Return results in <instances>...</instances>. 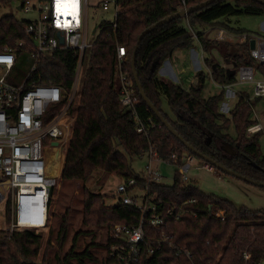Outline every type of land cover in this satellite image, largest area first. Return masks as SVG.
Segmentation results:
<instances>
[{
    "label": "trees",
    "instance_id": "obj_1",
    "mask_svg": "<svg viewBox=\"0 0 264 264\" xmlns=\"http://www.w3.org/2000/svg\"><path fill=\"white\" fill-rule=\"evenodd\" d=\"M203 1L117 0L119 11L115 21L100 24L99 35L84 57L85 68L74 103L73 132L61 172L63 182L83 184V224L86 229L76 232L70 252L65 256L62 254L70 232V207L63 213L56 212L58 226L50 228L46 238L44 232L34 229L14 232L0 229V264H122L109 254L111 245L117 242L110 236V230L117 224L135 225L141 213L132 205L108 203L106 195L93 191L86 183L105 173L134 177L142 182L141 173L132 163L150 147L165 160L176 154L181 161L185 153L193 154L144 101L134 79L132 54L144 29ZM243 14L264 15V4L255 0H216L159 25L140 42L136 68L149 99L186 141L228 168L264 182L261 132L252 136L247 134L248 127L256 122L251 118L254 106L262 98L249 99L248 92H241L230 116L220 111L225 86L237 82L238 68L252 65L264 74V66L251 56L249 41L211 38L208 32L220 26L230 33H246V30L228 24L230 16ZM223 18L226 21H222ZM24 26V20L12 16L0 18V50L14 46L18 39L24 38ZM195 40L204 51L210 74L199 71L196 84L189 88L158 74L160 66L175 49L191 47ZM119 46L126 48L121 71L126 73L139 101L133 107L125 106L121 101ZM21 56L28 58L26 54ZM78 60V54L73 50L58 51L43 58L32 78L42 84L70 89ZM20 67V64L16 65L15 69ZM209 75L222 89L205 98L203 91ZM163 97L168 101L170 112L163 107ZM231 126L234 135L229 133ZM140 127H143L142 132L138 131ZM225 145L234 152L226 150ZM216 172L225 173L219 169ZM54 192L55 188L51 202ZM151 192L161 197L167 207L196 199L186 205L187 211L180 219L166 216L165 226L166 232L175 235L178 245L189 248L192 257L176 255L164 246L137 264H263L264 208L253 210L238 206L228 198L205 193L196 181L183 182L178 172L171 184L155 183ZM213 209L224 210V220L215 217ZM98 229L104 230L101 240H93L79 250V237L94 233L95 238ZM53 248H56L54 257L49 252ZM96 249H101L102 258L97 256ZM42 250L43 259L39 263Z\"/></svg>",
    "mask_w": 264,
    "mask_h": 264
},
{
    "label": "built area",
    "instance_id": "obj_2",
    "mask_svg": "<svg viewBox=\"0 0 264 264\" xmlns=\"http://www.w3.org/2000/svg\"><path fill=\"white\" fill-rule=\"evenodd\" d=\"M111 3L115 4L117 15V0H104L102 7L109 9ZM19 5L18 10L35 16L24 20V38L18 39L14 46L0 50V212L5 211L9 203L11 232L24 229L39 232L49 225L52 190L58 185L57 178L60 176L59 172L54 174L50 170V154L55 162L61 159L62 149L72 136L74 103L84 57L93 43L87 40L88 0H21ZM194 37L197 38L195 33ZM216 38L249 43L255 40V47L250 48L251 56L264 66L263 35L248 32L234 34L220 27ZM61 50H73L78 54L71 88L42 84L33 79L32 73L41 66L43 58ZM21 54H26L28 58H23ZM125 56L126 48L119 46L121 101L125 106L133 107L139 101L126 73L121 71ZM25 60L30 62L25 74L12 76L16 65H24ZM258 71L261 73L252 65H242L237 70V83L254 84V94L249 99L264 97V74L261 73L262 79H256ZM231 86H225L226 90ZM263 130L262 122L256 119L248 127L247 134L252 136ZM138 131L142 132L143 127ZM143 155H147L148 160L143 172H140L142 182L134 177L123 178L115 195L116 203L137 208L141 213L140 219L135 225L117 224L110 230V236L117 242L111 245L109 254L122 264H137L167 246L176 255L191 258L189 248L178 245L175 235L166 232L165 226L166 216L180 219L187 211L186 205L196 202V199L167 207L161 197L151 192V187L155 183L161 184L165 177L160 167L162 164L174 166L183 182L193 180L188 172L195 155L185 153L178 161V156L173 154L170 160H165L153 147ZM198 167L216 172V168L206 161ZM212 214L221 220L225 218V211L221 209H213ZM245 256L248 258V254Z\"/></svg>",
    "mask_w": 264,
    "mask_h": 264
},
{
    "label": "rangeland",
    "instance_id": "obj_3",
    "mask_svg": "<svg viewBox=\"0 0 264 264\" xmlns=\"http://www.w3.org/2000/svg\"><path fill=\"white\" fill-rule=\"evenodd\" d=\"M104 0H88V10H87V40L89 43L95 42L100 32V24L103 21L113 22L115 21L116 16V6L111 3L109 9H104L102 7V2ZM21 0H0V18L5 16H12L18 20H28L33 18L35 15L31 12L20 11L18 10V5ZM222 21H226V18L221 19ZM228 24L234 28H242L246 30L248 33H259L264 36V15H239V16H230V20ZM217 26V25H216ZM214 27V26H212ZM217 34L216 31H211L209 36L214 37ZM233 42H237L236 40H232ZM222 60V59H221ZM29 60L24 61V65L20 68H17L12 76L20 77L25 74L26 70L24 69L28 66ZM85 68V65L84 67ZM262 73V72H261ZM258 71L256 72V79H262V75ZM208 74V72H206ZM221 87H218L213 83L211 76L206 80L205 88L203 91V97L207 98L211 94L219 93L221 91ZM243 90V91H242ZM247 90V91H246ZM227 91L234 92L237 95L241 92L250 91L251 95L254 94V84L253 83H237L234 84L231 88H228ZM249 93V92H248ZM249 93V94H250ZM234 95L232 98L226 97L225 100H222L220 103L222 113L227 116L230 115L228 106L234 108V105L238 102L239 97ZM230 97V96H229ZM222 104V105H221ZM226 106H225V105ZM163 107L166 111L170 112V108L168 105V101L166 97H163ZM259 110V111H258ZM256 112L261 114L259 120L262 122L264 126V97L258 103L256 109H254V119H257ZM256 113V114H255ZM252 118V117H251ZM229 133L232 135L235 134L234 128L231 126ZM260 144L263 148L264 152V130L261 132L260 136ZM66 147H63L62 152L63 155L60 162V169L65 160ZM53 153V151H50ZM49 153V154H50ZM52 154H50L51 158V166L50 170L52 173H56L55 161L52 159ZM148 157L147 155H143L141 157L135 158L133 160V167L138 172H143L144 166L147 164ZM157 164V163H156ZM202 160L195 156L194 161L192 162V167L188 172L189 177H191L194 181L197 182L199 188L205 193L216 194L218 196L228 198L232 200L238 206H246L250 209L256 210L264 208V188L252 184L250 182L244 181L242 179L236 178L226 173L222 172H211L198 166H201ZM158 165V164H157ZM156 165V166H157ZM165 177L162 179V183L171 184L173 182V176L176 168L174 166L162 164L160 165ZM55 168V169H54ZM59 169V170H60ZM57 170V171H59ZM60 173V171H59ZM58 185L55 186V192L53 195V200L51 202L50 207V219L49 225L47 228L42 230L41 232L45 233V238L50 230V228L58 226L57 224V216L58 214L65 212V210L70 207L71 208V216H70V232L67 238V241L64 246L63 256L70 252V248L72 245V240L76 232L83 231L86 229V226L83 224V202H82V193H83V184L77 181H66L63 182L61 179V174L57 178ZM123 182V177L111 175L108 173L102 174L100 177L95 176L91 180H89L86 185L90 187L95 192H101L108 197V203H116V188L119 183ZM9 211L8 205L6 204L5 211L0 212V229L4 232H11L9 228ZM40 232V231H39ZM91 235H81L79 237V250H83L88 243L91 241H99L104 236V230L98 229ZM44 249V248H43ZM97 250V251H96ZM94 250L99 258H102L101 249ZM50 254L52 257L55 256L56 248L50 249ZM43 259V250L39 255V263ZM89 264V263H88Z\"/></svg>",
    "mask_w": 264,
    "mask_h": 264
},
{
    "label": "crops",
    "instance_id": "obj_4",
    "mask_svg": "<svg viewBox=\"0 0 264 264\" xmlns=\"http://www.w3.org/2000/svg\"><path fill=\"white\" fill-rule=\"evenodd\" d=\"M218 28H220V26L215 27L213 29H209L208 32L210 33L212 30L218 32ZM216 36H217V34L214 37H211V36L210 37L216 38ZM215 55H217V53H215ZM204 58H205L204 51H203L199 41L195 40L191 47L175 49L165 59L163 64L160 66V68L158 70V74L162 77H165L167 79L174 81L175 83L181 85L184 88H189L192 84H196L197 73L199 71H205V72H208V74H210V70L205 63ZM213 83L216 84L218 87H221V85L217 84L216 82L213 81ZM237 92H239V91H237ZM237 92L234 93V92H230V91L226 90V94H225V97L223 100H225L226 97H228V98L234 97V95H237ZM248 92L250 93V91H248ZM215 94H217V93H215ZM250 95H251V93H250ZM237 96L239 97V93ZM258 103L255 104L254 109H256V107L258 106ZM227 108H229V109H227V110H229V112L233 109L230 106H228ZM220 111L222 112L221 106H220ZM256 113H257L256 114L257 119L259 120V117H261V114L259 112H256ZM228 116H230V115H228ZM254 117L255 116L253 114L252 118H254ZM63 165H64V162H63ZM63 165L61 167L60 174L62 172Z\"/></svg>",
    "mask_w": 264,
    "mask_h": 264
},
{
    "label": "water",
    "instance_id": "obj_5",
    "mask_svg": "<svg viewBox=\"0 0 264 264\" xmlns=\"http://www.w3.org/2000/svg\"><path fill=\"white\" fill-rule=\"evenodd\" d=\"M216 0H205L201 3H198L194 6H191L189 8H184L182 10H179L176 13H173L169 16H166L165 18L157 21L156 23L150 25L149 27H147L146 29H144L141 34L138 36V40H137V44L135 45V48L133 50V54H132V68H133V73H134V79L135 82L137 84V87L139 88L140 94L143 97L144 101L148 104V106L152 109V111L158 116V118L161 120V122L169 129V131L174 134V136H176L194 155H196L197 157L205 160L206 162L210 163L211 165H213L216 169H219L231 176H234L236 178L242 179L244 181L250 182L252 184L258 185L260 187H264V182H259L257 180H254L250 177H247L239 172H236L230 168H228L227 166L219 163L218 161L214 160L213 158L205 155L204 153H202L201 151L197 150L192 144H190L188 141H186L174 128L173 126L169 123V121L164 117V115L159 111V109L152 103V101L149 99V97L147 96L141 82H140V78L138 75V71L136 68V59H137V53H138V48H139V44L142 41L143 37L150 32L151 30L155 29L156 27H158L161 24H164L168 21H170L171 19L175 18V17H182L185 16L189 13L195 12L199 9H202L206 6H208L209 4L213 3ZM257 2H260L262 4H264V0H255ZM21 6L19 5L18 8H20ZM255 47V40H251L250 41V48H254ZM54 144H57V142H54ZM224 148L226 150H228L229 152H234L233 149H231L229 146H224ZM264 264V262H263Z\"/></svg>",
    "mask_w": 264,
    "mask_h": 264
},
{
    "label": "bare ground",
    "instance_id": "obj_6",
    "mask_svg": "<svg viewBox=\"0 0 264 264\" xmlns=\"http://www.w3.org/2000/svg\"><path fill=\"white\" fill-rule=\"evenodd\" d=\"M56 167H57V168H56ZM55 168H56V171H55V172L58 173L59 171H57V170L60 169V162H59V160L56 161V163H55ZM55 168H54V169H55Z\"/></svg>",
    "mask_w": 264,
    "mask_h": 264
}]
</instances>
